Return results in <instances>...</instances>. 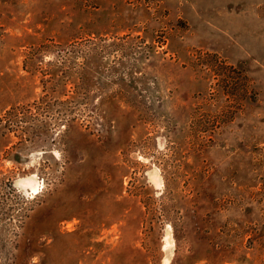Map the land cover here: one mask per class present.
<instances>
[{"label": "rangeland", "instance_id": "1", "mask_svg": "<svg viewBox=\"0 0 264 264\" xmlns=\"http://www.w3.org/2000/svg\"><path fill=\"white\" fill-rule=\"evenodd\" d=\"M1 179L0 264H264V0H0Z\"/></svg>", "mask_w": 264, "mask_h": 264}, {"label": "trees", "instance_id": "2", "mask_svg": "<svg viewBox=\"0 0 264 264\" xmlns=\"http://www.w3.org/2000/svg\"><path fill=\"white\" fill-rule=\"evenodd\" d=\"M3 184H1V186L6 187V192H1L0 193V213L2 212V210H4V207H6V211H8L7 209V202L10 201L11 199H20L19 195H15V194H11L13 192V187H12V182L10 180L4 181V180H0Z\"/></svg>", "mask_w": 264, "mask_h": 264}]
</instances>
